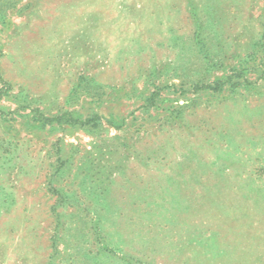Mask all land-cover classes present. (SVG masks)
Returning a JSON list of instances; mask_svg holds the SVG:
<instances>
[{"label":"rangeland","instance_id":"rangeland-1","mask_svg":"<svg viewBox=\"0 0 264 264\" xmlns=\"http://www.w3.org/2000/svg\"><path fill=\"white\" fill-rule=\"evenodd\" d=\"M0 264H264V0H0Z\"/></svg>","mask_w":264,"mask_h":264}]
</instances>
